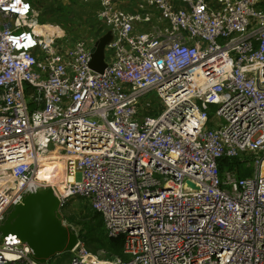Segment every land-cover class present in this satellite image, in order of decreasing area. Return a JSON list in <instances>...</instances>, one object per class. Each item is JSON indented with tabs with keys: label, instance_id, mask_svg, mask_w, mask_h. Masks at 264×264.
Instances as JSON below:
<instances>
[{
	"label": "built area",
	"instance_id": "1",
	"mask_svg": "<svg viewBox=\"0 0 264 264\" xmlns=\"http://www.w3.org/2000/svg\"><path fill=\"white\" fill-rule=\"evenodd\" d=\"M94 1L112 34L101 73L94 40L67 43L31 0H0V222L51 186L59 211L86 198L128 256L79 240L68 264H264V0ZM47 156L53 184L34 181ZM221 157L251 175H220ZM31 254L0 241V264Z\"/></svg>",
	"mask_w": 264,
	"mask_h": 264
},
{
	"label": "water",
	"instance_id": "2",
	"mask_svg": "<svg viewBox=\"0 0 264 264\" xmlns=\"http://www.w3.org/2000/svg\"><path fill=\"white\" fill-rule=\"evenodd\" d=\"M111 39V31L107 30L94 41L89 63L93 70L101 73L107 66L105 49ZM9 233L32 249L31 256L39 264L70 252L79 241L77 231L63 222L59 199L51 186L27 193L10 208L0 222V241Z\"/></svg>",
	"mask_w": 264,
	"mask_h": 264
},
{
	"label": "rangeland",
	"instance_id": "3",
	"mask_svg": "<svg viewBox=\"0 0 264 264\" xmlns=\"http://www.w3.org/2000/svg\"><path fill=\"white\" fill-rule=\"evenodd\" d=\"M37 6L38 20L40 23H49L53 25H58L63 32L65 37L63 40L65 42H71L77 38H87V40H96L99 36H101L104 32L101 31V22L96 18V6L94 0H31ZM116 7L120 8H134L137 7L140 0H113ZM46 4L47 8L44 11V14L41 15L38 10L40 4ZM35 6V7H36ZM100 33V35H98ZM98 35V36H97ZM111 51H105V57L108 59ZM142 102L146 100H151L153 106L156 107L158 105V99L155 97L153 91L148 93L146 96L141 97ZM212 111L215 110L216 105H210ZM213 113V112H212ZM47 161V160H46ZM249 161V160H247ZM245 164H247L246 161ZM45 166L49 164L47 162L44 163ZM43 165V166H44ZM249 169H246L249 173H252V167L248 166ZM42 169V168H41ZM223 174V173H222ZM41 170L38 178L40 177ZM221 175V173H220ZM251 175V174H250ZM56 171L54 173L51 172L49 175V179L46 181H51L56 178ZM1 182V179H0ZM87 209L93 210L90 206L89 201L81 196L73 197L69 199L66 205L60 210L62 218L64 215H77L82 216ZM78 217V218H79ZM63 222L66 225H69L76 230L79 228L78 225L70 224L66 219L63 218ZM122 237V236H120ZM99 254H102L100 250H98ZM70 252H64L55 257L51 258L47 261V264H68L70 260Z\"/></svg>",
	"mask_w": 264,
	"mask_h": 264
},
{
	"label": "trees",
	"instance_id": "4",
	"mask_svg": "<svg viewBox=\"0 0 264 264\" xmlns=\"http://www.w3.org/2000/svg\"><path fill=\"white\" fill-rule=\"evenodd\" d=\"M34 6H36L33 3ZM37 7V6H36ZM219 171L222 175L225 171H233L239 178H245L249 176V173L246 169H249L246 166L245 162L241 158H226L221 157L219 159ZM56 171V167L52 165L42 166L41 175L42 179L48 180L49 175ZM56 176V177H57ZM77 215H64L63 218L66 219L70 224L78 225L79 228L76 230L79 240L82 241L88 251L98 254L101 258H112V257H121L127 259L128 256L123 252V241L122 237L111 238L108 237L104 228V221L98 212L94 210L87 209V211L78 218ZM98 250L102 254L97 253ZM71 256V253H70Z\"/></svg>",
	"mask_w": 264,
	"mask_h": 264
},
{
	"label": "bare ground",
	"instance_id": "5",
	"mask_svg": "<svg viewBox=\"0 0 264 264\" xmlns=\"http://www.w3.org/2000/svg\"><path fill=\"white\" fill-rule=\"evenodd\" d=\"M43 29H46V28H43ZM45 162H47L49 165H52V166L56 167V169H58V166L60 164L54 157L47 156V157L41 159L39 161V163H38V167H37V170H36L34 181L35 182H44V183H47V184H53L54 182H56L59 179L58 178L59 175L55 179H53L51 181H46L45 179H39L38 178L40 170H41V168H42V166L44 165Z\"/></svg>",
	"mask_w": 264,
	"mask_h": 264
},
{
	"label": "crops",
	"instance_id": "6",
	"mask_svg": "<svg viewBox=\"0 0 264 264\" xmlns=\"http://www.w3.org/2000/svg\"><path fill=\"white\" fill-rule=\"evenodd\" d=\"M46 4L47 3H44V6H43V4H40V6H39V8H38V10L40 11V13H41V15H43L44 14V11L47 9V8H45L46 7ZM36 9H37V7H35ZM124 9H126L127 11H130V10H135L136 9V7H134V8H130V9H127V8H124ZM97 18V17H96ZM97 20H99L98 18H97ZM100 21V20H99ZM101 22V21H100ZM107 29H106V27L104 26V24L101 22V31H103V32H105ZM98 35H100V33H98ZM97 35V36H98ZM84 38V37H83Z\"/></svg>",
	"mask_w": 264,
	"mask_h": 264
}]
</instances>
